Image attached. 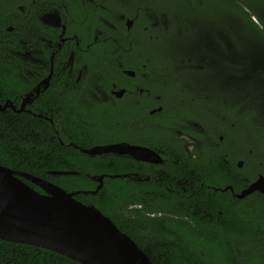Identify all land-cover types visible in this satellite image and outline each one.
<instances>
[{"label": "trees", "instance_id": "1", "mask_svg": "<svg viewBox=\"0 0 264 264\" xmlns=\"http://www.w3.org/2000/svg\"><path fill=\"white\" fill-rule=\"evenodd\" d=\"M53 2L71 24L83 25L79 29L90 40L102 32L111 42L107 46L111 55L120 51L121 57L136 59L139 70L142 64L151 68L154 94L162 98L154 105H161V110L140 114L154 122L151 143L167 158L165 168L199 170L202 187L196 203L202 211L210 210L213 220L202 217L200 223H186L182 211L187 208L180 205V198L155 202L153 208L164 211L160 218L134 217L131 158L92 157L61 146L44 135L39 124L27 129L21 114L13 111H0V165L68 192L95 191L99 182L89 176L105 174L98 191L80 193L76 199L109 217L152 264H264V194L239 199L230 189L224 190L232 187L240 193L264 175V0ZM21 4V0H0L1 23L9 13H20ZM126 19L133 20L130 30ZM3 47L0 44V52ZM1 59L0 55V63ZM114 72L122 76L120 69ZM86 115L66 114L75 135L80 130L89 134L86 143L78 142L82 147L130 141L129 113L119 117L120 113L105 110ZM190 122H197L202 130L196 131ZM173 128L186 129L200 142L197 148L204 154L200 160L185 157L178 165L168 157L185 152L178 140L166 138ZM205 133L211 136L213 148ZM239 160L244 162L242 168ZM0 264L81 263L41 247L0 239Z\"/></svg>", "mask_w": 264, "mask_h": 264}, {"label": "flooded vegetation", "instance_id": "2", "mask_svg": "<svg viewBox=\"0 0 264 264\" xmlns=\"http://www.w3.org/2000/svg\"><path fill=\"white\" fill-rule=\"evenodd\" d=\"M21 1L20 13H9L4 24L0 21V44L4 46L0 52V106H6L2 111L21 114L27 129L39 124L41 129L45 128L44 135L61 146H71L81 151L100 145L127 143L156 152L161 162L118 155L133 160L129 175L134 217L160 218L164 211L153 208L154 203L180 198V205L187 208L182 211L186 223H200L202 217L213 220L212 212L202 211L196 203L202 187L199 170L165 168L167 158L151 143L154 122L140 115L145 112L154 114L162 108L161 105L154 106L155 100L159 102L162 98L154 94L151 68L142 64L139 70L137 60L121 57L120 51H115L116 56L111 55L107 50L111 42L102 32H96L90 40V36L79 29L83 25L71 24L65 11L58 9L54 0ZM25 3L30 6L29 9H26ZM117 42V45H121ZM118 69L122 76L114 75V70ZM105 110L120 113L119 117L130 114V141L82 147L79 143H86L89 134L80 130L79 135H75L73 123L66 114L76 112L87 117L88 112ZM190 125L196 131L202 130L197 122H190ZM187 132L186 129L173 128L166 135L173 143L178 140L185 151L184 154L168 155L178 165H182L179 163L185 157L200 160L204 155L197 148L200 142ZM204 136L213 148L211 136L207 133ZM240 162L244 165L239 160L238 167ZM20 178L25 182L26 179ZM34 191L45 194L42 189V192ZM191 210L192 216L189 215Z\"/></svg>", "mask_w": 264, "mask_h": 264}, {"label": "water", "instance_id": "3", "mask_svg": "<svg viewBox=\"0 0 264 264\" xmlns=\"http://www.w3.org/2000/svg\"><path fill=\"white\" fill-rule=\"evenodd\" d=\"M133 20H127L131 29ZM132 74V73H131ZM6 106L0 110H5ZM159 108L158 110H161ZM90 156L114 154L161 162L156 152L127 143H114L81 149ZM243 163H239L242 167ZM51 174H77L53 171ZM39 186L34 191L26 182ZM110 177H119L112 176ZM99 182L95 191L68 192L47 180L0 165V239L33 245L65 255L81 264H152L136 242L93 205L76 199L80 193H95L104 175L89 176ZM233 196L243 199L255 192L264 194V176Z\"/></svg>", "mask_w": 264, "mask_h": 264}, {"label": "rangeland", "instance_id": "4", "mask_svg": "<svg viewBox=\"0 0 264 264\" xmlns=\"http://www.w3.org/2000/svg\"><path fill=\"white\" fill-rule=\"evenodd\" d=\"M162 19H163V21L167 24L166 18H165L164 16H163ZM165 23H164V24H165Z\"/></svg>", "mask_w": 264, "mask_h": 264}]
</instances>
